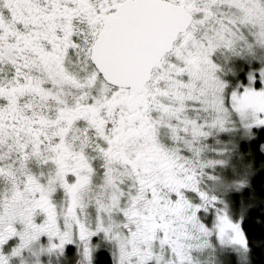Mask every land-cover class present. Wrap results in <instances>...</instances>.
Returning <instances> with one entry per match:
<instances>
[{"label":"clouds","instance_id":"1","mask_svg":"<svg viewBox=\"0 0 264 264\" xmlns=\"http://www.w3.org/2000/svg\"><path fill=\"white\" fill-rule=\"evenodd\" d=\"M145 7L0 0V264H264V0Z\"/></svg>","mask_w":264,"mask_h":264},{"label":"snow or ice","instance_id":"2","mask_svg":"<svg viewBox=\"0 0 264 264\" xmlns=\"http://www.w3.org/2000/svg\"><path fill=\"white\" fill-rule=\"evenodd\" d=\"M141 2L146 6L144 8L145 16L143 18H137L134 17L132 20H130L128 25V38H130L136 30L142 26H145L147 24V13L149 11L148 5L154 4V3H162V0H141ZM255 87L257 89L264 88V84H261L259 80L255 81ZM262 125H264V122H262ZM220 220L222 221L221 224V235L223 236L225 234V230L229 227H231L234 231H236V235L231 238L233 241H237L241 244H243L244 240L243 237L239 233V227L235 224H232V222L228 219L227 216H221Z\"/></svg>","mask_w":264,"mask_h":264},{"label":"trees","instance_id":"3","mask_svg":"<svg viewBox=\"0 0 264 264\" xmlns=\"http://www.w3.org/2000/svg\"><path fill=\"white\" fill-rule=\"evenodd\" d=\"M253 183L257 187H259L261 184H264V174H258L254 178ZM247 191L248 190L246 189L245 192ZM262 191H264V189H262ZM256 215H260L262 219L260 221L253 219L252 217ZM243 226L250 238V243L253 239L264 238V213H259L257 209H253L250 216L245 219ZM253 251L256 254V260L264 262V252L261 251V248L254 246Z\"/></svg>","mask_w":264,"mask_h":264}]
</instances>
